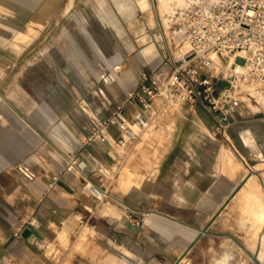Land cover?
<instances>
[{"label":"crops","instance_id":"0c3cea01","mask_svg":"<svg viewBox=\"0 0 264 264\" xmlns=\"http://www.w3.org/2000/svg\"><path fill=\"white\" fill-rule=\"evenodd\" d=\"M59 2L0 0L6 8L0 38L15 34V9L24 21L32 8L51 16ZM15 70L13 54L0 49V89L7 87L6 105L0 104V146L5 150L0 167L12 166L0 170V264L28 259L25 264H41L39 256L56 230L86 245L87 254L76 255L72 264H180L223 215L233 214L232 203L245 194L242 184L252 169L251 157L264 161V114L226 124L204 107L185 111L168 133L151 177L141 182L128 171L127 191L102 208L86 186L103 180L97 165L110 166L117 159L116 147L85 145L84 140L127 90L101 108L77 109L73 87L78 85L69 66L68 79L62 65L46 62L25 65L19 82ZM138 108L135 98L126 104L128 112ZM73 156L78 165L67 169Z\"/></svg>","mask_w":264,"mask_h":264},{"label":"rangeland","instance_id":"374dc122","mask_svg":"<svg viewBox=\"0 0 264 264\" xmlns=\"http://www.w3.org/2000/svg\"><path fill=\"white\" fill-rule=\"evenodd\" d=\"M4 9L0 6V20L6 15ZM170 13L163 16L159 0H60L51 16L42 17L32 8L24 21L21 20L22 14L15 9V34L9 39L0 38V49L13 54L16 82L22 78L25 65L26 68L40 62L57 64V68L62 65L64 79L71 77L70 71H65L69 66L73 81L78 85L73 87L78 99L77 109L81 106L97 109L107 99L113 102L114 96H122L120 93L124 89L127 97L134 90H130L132 87L137 88L143 73L157 68L168 69L171 60L178 57L175 41L169 32L172 26ZM218 83L224 85L225 81L220 79ZM6 94L7 87L4 86L0 89V104L6 105ZM203 110L200 102H184L170 114L160 112L134 142L126 147H116V163L112 161L110 166H103V180L95 183L103 187L107 196L96 203L102 208L115 204L127 191L124 178L128 171L131 172L130 178L141 182L151 177L160 149L164 148L177 118L185 111ZM260 115L254 114L247 120ZM245 140L248 142L250 137ZM1 153L5 150L0 146ZM262 162L257 156L251 157L252 169L248 171L256 175L257 189L245 190L242 196L239 194V199L234 200L229 209L233 214L223 215L222 221L211 229L213 232L196 243L188 252L191 256L180 264H218L226 255L231 256V260L225 264H264V231L262 235L260 232V225L264 224ZM10 168L12 166H1L0 170ZM135 185L134 182L130 187ZM241 202L247 208H241ZM54 236L47 242L44 254L39 256L41 264H72L76 255L83 257L87 254L81 238L77 241L63 230H56ZM256 256L263 263L255 259ZM27 261L31 262V259Z\"/></svg>","mask_w":264,"mask_h":264},{"label":"built area","instance_id":"2783aa9c","mask_svg":"<svg viewBox=\"0 0 264 264\" xmlns=\"http://www.w3.org/2000/svg\"><path fill=\"white\" fill-rule=\"evenodd\" d=\"M169 19L178 57L168 69L143 73L137 88L90 128L85 145L126 147L160 112L184 102H200L226 124L264 114V0H174ZM134 98L139 108L128 112ZM77 165L78 157L68 159L67 169ZM97 187L103 189L89 182L86 190L102 200L107 193Z\"/></svg>","mask_w":264,"mask_h":264},{"label":"bare ground","instance_id":"6f19581e","mask_svg":"<svg viewBox=\"0 0 264 264\" xmlns=\"http://www.w3.org/2000/svg\"><path fill=\"white\" fill-rule=\"evenodd\" d=\"M159 9L161 10V13L163 14V16H165L164 14L169 13V11L171 12V9H172L171 0H159ZM164 21L167 22L166 17L164 18ZM258 185L259 183L256 179V175L253 172H248L243 179V184H242L243 188H245V190L247 191L254 190V189L256 190ZM98 192L102 194L106 193L104 189H99V188H98ZM263 231H264V224L261 223L260 225L261 235L263 234ZM256 259L259 262L263 263L262 261L259 260L258 256H256ZM228 260H231V256L226 255L224 258H222V260L218 264H225Z\"/></svg>","mask_w":264,"mask_h":264},{"label":"water","instance_id":"95a60500","mask_svg":"<svg viewBox=\"0 0 264 264\" xmlns=\"http://www.w3.org/2000/svg\"><path fill=\"white\" fill-rule=\"evenodd\" d=\"M206 229L203 230V232L205 231ZM256 259V258H255Z\"/></svg>","mask_w":264,"mask_h":264}]
</instances>
